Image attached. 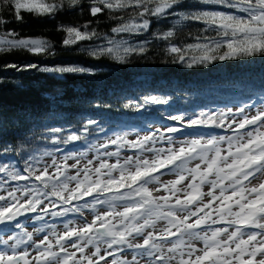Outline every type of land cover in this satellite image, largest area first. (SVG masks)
<instances>
[{
	"label": "snow or ice",
	"instance_id": "snow-or-ice-1",
	"mask_svg": "<svg viewBox=\"0 0 264 264\" xmlns=\"http://www.w3.org/2000/svg\"><path fill=\"white\" fill-rule=\"evenodd\" d=\"M200 2L235 11L205 10L196 4L190 6L195 10L177 11L184 8L183 0H88L86 5L81 0H70V5L79 6L81 11L86 7L92 17L105 10L114 14L133 9L135 17L111 28L117 34L148 31L152 20L146 17L172 16L177 24L203 23L206 31L216 33L215 37H204L205 43L188 44L183 49L170 44L167 49L182 63L187 51H198L200 55L191 56L187 67L264 56V0ZM3 4L17 21L22 20L21 10L45 17L54 16L64 6L63 0H3ZM111 18L117 19L115 15ZM7 22L0 17V26ZM91 24L90 20L82 26H59L66 33L63 46L98 37L95 29L89 31ZM173 35L169 30L158 38L167 40ZM105 43L107 46L90 49L89 55L125 62L127 56L146 51V42L130 45L124 39L106 37ZM51 48L45 38L0 32V52L23 49L41 55ZM3 67L61 74L89 71L76 66L40 67L35 63H9ZM145 102L161 104L167 100L151 96ZM249 107L254 106L201 111L187 119L170 116L187 127H219L230 135L205 134L177 141L171 134L182 128L168 126L137 135L135 140H128V134L122 133L99 145H89L96 154L83 164L87 152H66L58 158L48 150L40 156L29 155L22 171L0 163V173L6 177L0 178V189L6 192L0 195V223L16 222L15 228L21 229L7 239L0 238V264H264V103L254 113L246 111ZM95 123L89 120L79 134L73 131L63 140L55 135L62 132L60 128L50 129L49 134L54 144H68L85 138L88 126ZM109 145L116 146L115 150L108 151ZM125 148L134 153L121 158ZM9 150L5 148V152ZM44 157H51V162L44 161ZM111 157L116 158L115 162H109ZM41 164L37 171L36 165ZM69 169L75 174L70 175ZM165 174H172L174 179L162 180ZM9 181L17 183L9 185ZM105 206L106 210H98ZM85 209L93 214L91 221L84 217ZM28 213L36 214L32 217L36 221H43L45 215L66 217L73 213L83 222L67 220L62 232L52 226L53 230L42 239L34 240V234L23 230L17 221ZM47 227L35 232L43 233ZM196 242L203 246L197 247ZM21 245L24 249L18 251ZM29 247L35 252L31 259Z\"/></svg>",
	"mask_w": 264,
	"mask_h": 264
},
{
	"label": "trees",
	"instance_id": "trees-1",
	"mask_svg": "<svg viewBox=\"0 0 264 264\" xmlns=\"http://www.w3.org/2000/svg\"><path fill=\"white\" fill-rule=\"evenodd\" d=\"M87 2L81 0L82 4ZM63 4L54 16L37 17L21 10L22 20L17 21L0 0V17L8 21L0 26V32L14 31L19 37L45 38L52 44L51 50L41 55L23 49L0 52V163H9L22 171L29 155L40 156L45 150L56 154L82 151L130 128H141L144 124L162 125L173 115L187 119L201 111L264 102V56L215 60L206 65L187 67L191 56L200 55L198 51H187L183 63L178 61L176 54L167 51L170 44L183 49L188 44L205 43L204 37H215L216 33L206 31L207 26L201 22L177 24L176 17L172 16L163 19L146 17L152 20L148 31L117 34L112 33L111 28L135 17L133 9L118 10L114 14L105 10L92 17L86 7L81 11L79 6L70 5V0H63ZM183 4L184 8L177 11L195 10L190 7L193 4L205 10L235 11L220 5L202 4L200 0H183ZM112 15L117 19L111 18ZM90 20L89 31L95 29L100 34L98 37L70 47L63 46L66 33L60 31L59 26H82ZM169 30L174 33L172 37L158 38ZM106 37L124 39L130 45L146 42V51L127 56L125 62L111 56L96 58L89 55L90 49L100 44L107 46ZM9 63L76 66L89 71L61 74L3 67ZM151 96L167 102L146 103L145 98ZM89 120L96 123L88 126L85 138L68 144L52 142L50 129H62L55 135L63 140L73 131L79 134ZM171 121V124L175 122ZM205 129L204 133L207 132ZM5 148L10 150L5 152ZM1 176L6 178L2 173ZM13 229L0 230V236Z\"/></svg>",
	"mask_w": 264,
	"mask_h": 264
},
{
	"label": "rangeland",
	"instance_id": "rangeland-1",
	"mask_svg": "<svg viewBox=\"0 0 264 264\" xmlns=\"http://www.w3.org/2000/svg\"><path fill=\"white\" fill-rule=\"evenodd\" d=\"M137 22H139V21L137 20ZM262 103H264V102L262 101L260 103H257L256 102V104H250V105H252L254 107H249V108L246 109V111H248L250 113H254L255 110H256V107H259ZM247 105H249V104H247ZM239 107H241V106H239ZM236 108H238V107H234V108H231V109L235 110ZM171 123H172V121L169 120V122L163 123L162 125H161V123H157V124H144V125L141 126V128L140 127L130 128V130L127 131V132H125V133L128 134L127 135V139L128 140H135L137 138V135L144 136V135L149 134L150 132H156L157 129L163 130L164 128H166L168 126H177V127H181L182 128V131L179 132V133L171 134V135H173V137H174L175 140L180 141V140H184L185 138H189L190 139V138H192L194 136L193 134H190V133H192L195 130V129H193V127L188 128L186 125H181V122H179V121H177V122L175 121V122H173V124H171ZM202 127L204 128V126H202ZM205 128H207L205 130H207L208 132H210L209 134H217V135H230L231 134L230 132H227L226 129H222V128H219V127H212V128H210L209 126H205ZM109 138H114V136H109V137L105 138L104 140L99 141L96 145H99L100 143H104L105 140L106 139H109ZM158 146H165L166 147V145H158ZM115 147L116 146H114V145H109L107 150L108 151H114L115 150ZM73 152H75V153H78V152H87V156L83 158L82 164L85 163L88 159H91L93 157V155L96 154L95 151L92 150V149H90V148L89 149H84L82 151H73ZM133 153H134V150L127 149V148L122 149L121 150V158L126 157V156H130V155H133ZM63 154L64 153H57L56 156L59 158ZM115 159H116L115 157H111V158H109V162H115ZM43 160L46 161V162H48V163H50L51 162V157H44ZM73 162H74L73 160H69L68 161V163H73ZM193 163H195V161ZM41 167H42V164L41 165H36L37 171H39V169ZM51 171H52V169H50V172ZM68 173L70 175H73V174H75V170L74 169H69L68 170ZM0 178H4V177L1 176ZM161 179L166 181V180L174 179V176L172 174H165V175H163L161 177ZM23 183L24 182H22L21 184H23ZM9 185H13L11 183V181H9ZM70 186H74V185H70ZM9 190H11L10 187H9ZM160 194H163V193H160ZM0 195H6V192L3 189H0ZM104 210H106V207L102 208L101 211H104ZM30 215H31V217H33L36 214H32V213L26 214V216H30ZM41 215H43V214L41 213ZM92 215L93 214L89 210H87V209L84 210V217H86L88 221H91ZM46 216L47 215L44 216L43 221H38V222H45L43 225L38 226V228L44 227L45 225L48 226L46 228L45 232H43V233H37V232H35V229H38V228L32 226V223L31 224L28 223L27 225L24 224L23 230H25L27 232L33 233L34 234L33 235V239L34 240L42 239L43 238V235L48 234L50 231L53 230V227L52 226H54V230L56 232H62L64 230V224H60V223H57V222H53L51 219H49V218H53L52 216H50V215L47 216V217ZM69 217H70V220H72L74 218L73 216H69ZM79 219L80 220L75 221L78 224L83 222V220H82L81 217H79ZM32 220H34V219H32ZM26 221H29L30 222L29 219H27ZM14 228H15V226H14ZM15 229L16 230L13 231V232H21V229H17V228H15ZM11 234H12V232H11ZM11 234L9 233V235H11ZM7 237H8V235H4L3 237L0 236V238H2V239H7ZM53 243H54V238H53ZM23 249H24V245H21L20 248L18 249V251H22ZM54 250H56V249H54ZM28 251L30 253V257L29 258L31 259V256H34L35 255V252H34V250L31 247L28 248ZM89 251H91V249H89ZM101 254H103V253H101Z\"/></svg>",
	"mask_w": 264,
	"mask_h": 264
},
{
	"label": "flooded vegetation",
	"instance_id": "flooded-vegetation-1",
	"mask_svg": "<svg viewBox=\"0 0 264 264\" xmlns=\"http://www.w3.org/2000/svg\"><path fill=\"white\" fill-rule=\"evenodd\" d=\"M191 134H193L194 136H198V135H205V134H208V133H206V132L204 133L202 131L199 132V131L196 130V131H193ZM12 184L14 185V183H12ZM204 191H207V188L206 187H205ZM102 208H99L98 210L101 211ZM69 214L66 217H53V218H49L48 217V218L51 219L53 222H57V223H60V224H64L65 221L70 220V217L69 216H73L74 218L72 220H74V221L80 220L79 219L80 216L78 214H73V213H69ZM24 216H25L24 219H21V221L19 222L22 225L28 223V221H26L27 219L30 220L29 224L32 223V226H34L36 228H38V226L43 225L45 223V222H38L36 220H32V217L31 216L26 217V214ZM47 216H49V215H47ZM5 228H10V227L9 226H4L0 230H4ZM196 243H197V247H202L203 246L201 242H196ZM128 254L130 255V253H127L126 252V255H128Z\"/></svg>",
	"mask_w": 264,
	"mask_h": 264
},
{
	"label": "water",
	"instance_id": "water-1",
	"mask_svg": "<svg viewBox=\"0 0 264 264\" xmlns=\"http://www.w3.org/2000/svg\"><path fill=\"white\" fill-rule=\"evenodd\" d=\"M194 129L201 130L202 126H196ZM21 219H24V216L18 217L17 221L20 222ZM16 222H9V223H0V228L4 227L5 225H15Z\"/></svg>",
	"mask_w": 264,
	"mask_h": 264
}]
</instances>
